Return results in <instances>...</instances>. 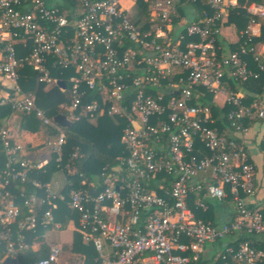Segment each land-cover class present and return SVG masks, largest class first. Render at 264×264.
I'll return each mask as SVG.
<instances>
[{
  "label": "built area",
  "instance_id": "2783aa9c",
  "mask_svg": "<svg viewBox=\"0 0 264 264\" xmlns=\"http://www.w3.org/2000/svg\"><path fill=\"white\" fill-rule=\"evenodd\" d=\"M198 1L0 0V110L33 113L57 130L45 146L49 157L33 162L24 158L12 129L0 126V244L13 264L58 262L57 243H46L42 259L21 263L19 256L40 251V230H62L54 210L63 202L103 264H198L211 244L221 246L223 264H264V209L246 208L242 198L256 193L247 123L264 121V107L244 105L227 85L261 76L264 82V53L253 43L256 19L259 30L264 27V6L247 8L244 43L223 55L216 46L219 24L235 0H204L199 23L178 16L179 6ZM138 13L148 19L135 22ZM23 69L36 73L31 92L21 85ZM58 70L72 76L66 79L70 100L58 105L65 112L59 115L70 123L119 117L129 125L119 165L103 168L99 182L80 181L84 189L72 188L70 176L82 174L69 164L83 155L76 150L64 164V132L37 106L39 88L63 82L52 75ZM91 92L97 97L86 101ZM201 94L224 95L230 129L213 127L216 118L199 102ZM51 162L64 176L59 194L33 177ZM204 192L218 201L230 196L234 217L220 225L198 219L196 211L206 204H190V197ZM104 243L112 249L109 258Z\"/></svg>",
  "mask_w": 264,
  "mask_h": 264
},
{
  "label": "trees",
  "instance_id": "16d2710c",
  "mask_svg": "<svg viewBox=\"0 0 264 264\" xmlns=\"http://www.w3.org/2000/svg\"><path fill=\"white\" fill-rule=\"evenodd\" d=\"M237 5L235 7L228 9V23L233 24L238 32L245 28L247 24L248 17L246 16V9L252 3L263 5L264 0H237ZM195 9V15L189 17V20L195 23H199L203 13L206 12V7L204 0H199L197 4L191 5ZM257 20V19H256ZM217 41V38H216ZM244 43V40H240L238 45L232 48V51L240 49L241 44ZM253 43H264V28H262L261 36L255 40ZM216 46H219V41L216 42ZM244 60L251 64L252 58L250 56L244 57ZM252 65V64H251ZM250 65V66H251ZM251 69H254L251 67ZM62 73V74H61ZM21 85L26 92H31L34 87V81L36 73L31 71V69H23L21 73ZM52 75L55 79L61 80L65 83V89L60 85L53 86L48 90L44 91L42 88H39L37 94V106L44 112V115L54 121V117L64 113L58 108V105L63 102H68L70 100L69 92V82L68 80L71 76L69 72L63 71H53ZM229 89L236 91L239 86L237 83L232 80L227 84ZM244 88L253 90L254 92L260 93L261 82L255 81L253 79L248 80L247 83L243 84ZM97 95H93L92 92L86 98V101L93 99ZM212 97L208 94H201L199 102L209 105ZM246 101V100H245ZM252 102L251 99H248L246 105H250ZM211 106V104H210ZM212 107V106H211ZM213 110L215 106L212 107ZM11 110L9 108H4L0 110V117H5L10 114ZM214 115L216 112L214 110ZM21 121V126L19 128V136L14 139L16 144L22 145L23 148L29 149L35 142H38L40 146H46L47 140L52 137L56 132V128L45 127L43 126L34 116V114L25 115L19 114ZM56 124V123H55ZM58 125V124H57ZM60 126V125H59ZM129 126L124 120L119 119V117L104 116L98 118L95 122H91L87 118L83 117L79 122L71 123L70 127H62V130L65 135V145L63 147V161L64 164L68 163L70 156L76 150L83 154L81 159H74L69 164L72 167H76L78 173L82 174V177L78 175L70 176V180L73 182V189H84V186L80 185V181L86 180V182H99L101 171L103 168L108 170L115 168L120 163V157L124 152V147L121 144V136L125 127ZM219 127V126H218ZM221 128V127H220ZM3 157V156H1ZM4 159L0 160V169L4 168ZM55 165L51 162L45 168V172H39L33 177L42 182H47L50 175L56 172ZM159 193H161L159 191ZM61 207L65 210L66 203H59ZM48 205L45 204L44 208H47ZM67 212L69 215H73L72 212L68 209ZM66 213V214H68ZM70 215V216H71ZM75 217V215H73ZM204 220H208V217L203 216ZM55 219V217H54ZM41 231V230H40ZM82 236L80 234L75 235L74 244L72 250L76 253H83L86 256L87 264H94L93 261L96 259V264H101L97 257V253L93 247L92 243L82 242ZM40 245H44L43 240H39ZM44 248V247H42ZM4 246L0 244V260H3V264H13L10 258L5 257L3 252ZM45 249V248H44ZM45 252L34 253L30 250L21 254L19 256V261L21 263L31 262L33 260H38L45 257Z\"/></svg>",
  "mask_w": 264,
  "mask_h": 264
},
{
  "label": "crops",
  "instance_id": "0c3cea01",
  "mask_svg": "<svg viewBox=\"0 0 264 264\" xmlns=\"http://www.w3.org/2000/svg\"><path fill=\"white\" fill-rule=\"evenodd\" d=\"M236 1L237 0H235V4L237 5ZM254 4L255 3H252L251 5H254ZM255 5H258V4H255ZM190 6L191 4L185 5V6H179L178 16L180 18H186L187 20H189V17L194 16L196 14L195 9ZM228 15H229V12L227 11L222 21L219 24V33L217 36V41H219L218 47L220 49V53L223 55L229 54L232 48L238 45L239 41L241 40L240 33L242 30L238 32L233 24L228 23ZM246 16L248 17V20H247V24L245 25V28L250 22L249 16L247 14V9H246ZM145 19L146 20L148 19V15L145 17ZM256 22L258 25L262 23L259 20L258 21L256 20ZM257 24L254 26V31L258 32L255 39L261 36L262 28H264V27H261V29L259 30V28L257 27ZM176 32L177 31L172 32L171 35L172 36L176 35L175 34ZM257 48H259L260 51L264 53V43H258ZM251 64H247L248 68L251 69L252 67L254 69H251V70L255 71L257 67L256 63L253 61ZM253 80L261 82V87H260L261 92L260 93L254 92L253 90L242 87L243 84L247 83L248 81L243 84H240L237 87V90L234 92H236L238 95H240L243 98L242 102L244 105H246L245 102H247L248 99H251L252 102L250 103V105H246V106H251L254 103H258L259 105L264 107V89H263L264 82H263L262 76L260 79H253ZM209 96L212 97V100H210L209 105L211 104L212 107L215 106L214 110L216 112V116L214 115V117L216 118V123L213 127L218 129V131L222 133L223 131L230 129L229 128L230 123L226 119L227 111L230 108L224 104V101H225L224 95H217L216 98H213L212 95H209ZM212 107L211 109L214 114V110ZM247 125L249 128V131L247 134V140H246L247 156H248L249 162L254 166V169H255L256 193L253 197L243 196L242 198H244V204L246 205V208L264 209V155L262 154V151H261V148L264 144V121H254V122L247 123ZM0 126H4V127H8L12 129L13 136L14 138L17 139L19 136V128L21 126L19 114L10 113L6 115L5 117H2V118L0 117ZM23 153H24L23 154L24 158L30 161H33V162L42 161L48 158L50 155L49 149H47L45 146H40L38 142H35V144H33L29 149L24 148ZM46 181L50 184L52 191L56 192L57 194L62 193L63 190H65L64 176L58 171L50 175V177ZM157 192L159 193V191ZM196 199H201L206 204L207 209L205 211H203L202 209L196 211L197 218L206 223L220 225L234 217L236 208L234 207V202L232 201L230 196H228V198H226L223 201H218V200L210 198L204 192V193H200L199 196L192 195L190 197V204H193ZM66 208L68 210L67 205H66ZM67 210L63 209L61 207V204H58L57 209L54 210L55 221L61 224L62 230L55 231V230L49 229L47 231H43V230L39 231V234H41L42 236L44 235L45 238H40L41 240H43L44 245H40L39 243L38 247L40 248V251L38 253L40 252L42 253L46 251L45 252V256H46L47 254L46 243H57L61 246L62 253L56 264H87L86 256L83 253L81 252L76 253L74 252V250H72V247L74 244V237L75 235L80 234V233L78 232L77 218L73 216L74 214L73 215L70 214L71 215L70 216ZM203 216L208 217L209 219L204 220ZM59 232L68 233V235L70 236L69 240L64 241L63 244L61 243L62 238H60L59 240H54V241L48 240L50 235L59 234ZM239 238L240 236H235V239L233 237H229L227 242L232 243L233 241ZM40 239H38V241ZM81 239H83V237ZM82 242H84V240H82ZM42 247H44L45 249ZM220 247L221 246L218 244L207 245L205 249V253L202 257V260L198 264H223V262L219 260L217 256ZM30 251L33 252L35 250L32 249ZM111 253H112V249L110 248V246L104 243L103 244V255L105 256V258H109L111 256ZM97 257L99 261L101 262V264H103L102 260L98 256V253H97ZM93 263L96 264V259L93 261ZM229 264H240V263L229 261Z\"/></svg>",
  "mask_w": 264,
  "mask_h": 264
},
{
  "label": "rangeland",
  "instance_id": "374dc122",
  "mask_svg": "<svg viewBox=\"0 0 264 264\" xmlns=\"http://www.w3.org/2000/svg\"><path fill=\"white\" fill-rule=\"evenodd\" d=\"M145 15L143 13H138L136 16L133 17V20L136 22L139 19H144ZM262 22V21H261ZM91 122H95V120H91ZM69 235L66 232H59V234H52L49 237V241H54V240H59L60 238H62L61 243L63 244L64 241L69 240ZM65 259V257H64Z\"/></svg>",
  "mask_w": 264,
  "mask_h": 264
},
{
  "label": "water",
  "instance_id": "95a60500",
  "mask_svg": "<svg viewBox=\"0 0 264 264\" xmlns=\"http://www.w3.org/2000/svg\"><path fill=\"white\" fill-rule=\"evenodd\" d=\"M60 86H62V88L64 87L63 82H59L58 83ZM54 122L62 127H70L71 123L69 121L66 120L65 116L63 115H57L54 117Z\"/></svg>",
  "mask_w": 264,
  "mask_h": 264
}]
</instances>
